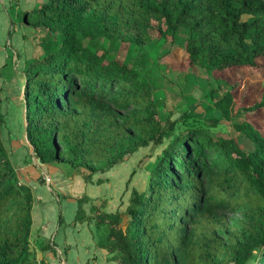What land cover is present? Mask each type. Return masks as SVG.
I'll list each match as a JSON object with an SVG mask.
<instances>
[{
  "label": "trees",
  "instance_id": "trees-1",
  "mask_svg": "<svg viewBox=\"0 0 264 264\" xmlns=\"http://www.w3.org/2000/svg\"><path fill=\"white\" fill-rule=\"evenodd\" d=\"M21 20L42 32L43 50L24 64L22 87L24 137L40 165L63 160L87 169L89 179L168 139L147 187L131 190L126 223L118 211L98 219L109 224L100 242L108 257L116 264H264V133L248 117H264V79L257 97L239 105V80L217 74L258 69L264 0H43L23 5ZM178 32L183 44L170 50L169 62L155 63L159 73L175 60L201 67L203 95L219 112L210 125L231 123L248 149L186 123L191 109L179 125L163 124L140 75L149 65L135 67L134 53L152 41L172 43ZM90 39L99 42L87 45ZM121 49L132 55L125 59ZM31 202L0 141V264H36Z\"/></svg>",
  "mask_w": 264,
  "mask_h": 264
},
{
  "label": "rangeland",
  "instance_id": "rangeland-1",
  "mask_svg": "<svg viewBox=\"0 0 264 264\" xmlns=\"http://www.w3.org/2000/svg\"><path fill=\"white\" fill-rule=\"evenodd\" d=\"M42 1L0 0V47L5 49V52L0 50V141L14 174L17 172L18 167L22 165V162L23 164L29 162L38 166L39 177L44 181L41 185L43 197L45 201L49 202L45 210L50 221L55 222L57 212L60 216L61 207L62 222L64 219L68 220L69 217L73 218V214L76 217L75 220L84 216L90 217L93 218V224L98 227L99 232L106 236L109 226L107 221L99 220L98 223L95 222L99 218H107L110 213L118 211L121 213L120 225L123 226L126 223L124 211L129 204L131 190L135 188L142 191L147 187L148 177L155 160L160 155L161 149L168 139H164L161 144L149 143L141 146L122 161L111 165L107 170L92 173L89 178L96 173H99L97 175L103 173L105 175L104 179L97 176L96 183L105 179L106 183L102 184L103 188L95 192L92 191L91 197H87L82 193L85 191L84 186L86 184L83 188L81 185V181L87 182V180H90L86 179L88 178L86 176L88 170L82 167L73 168L63 160L52 163L58 170L56 173H61V175L59 174L60 179L54 182V175L49 170L50 182H47L46 169L40 165L37 159L33 158L31 149L24 137L22 98L24 64L29 58L41 53L43 49L40 43L42 32L22 22L21 10L23 5L38 6ZM98 42V39H90L87 40L86 44L94 45ZM182 44V33L178 32L172 43L152 41L146 44L139 53H134L136 57L133 62L135 67L140 68L138 66L140 63L149 65V68L143 67L144 69H140V75L146 82L150 83L155 92V101L158 104L163 124L166 125L168 121L177 120L174 124L179 125L181 114L185 111L190 112L191 109V114L184 117L186 123L206 126L210 132L218 136L229 137L231 135L235 137L241 149H248L250 143L243 135L232 128L231 123L220 120L214 125H210L211 119L219 117V112L203 95L208 87L205 79L207 75L201 67L194 64L188 66L182 60H175L166 66L163 73H159L155 63L169 62L170 50ZM166 50L168 51L163 53ZM124 52H126L124 54L126 59L130 53L128 50L121 49L117 54L123 56ZM257 63L259 67L256 70L248 67H238L217 73L229 81L232 79L239 80V86L234 90V96L239 105L250 103L258 95L261 81L264 79V58H258ZM212 76L218 75L213 73ZM248 117L255 125L262 127L264 133V117L260 114H248ZM16 179L18 180L17 177ZM46 183L49 187L46 186ZM68 183L70 185H67ZM59 191L80 196L81 202L78 203L77 198L71 196L63 197L64 194ZM104 191L109 194L110 207L107 212H99V207L104 206L106 203V198L103 195ZM50 194L52 198L48 199L47 196ZM84 202H88V213L86 215L82 209ZM93 202L94 204H92ZM34 212L36 211L34 210ZM40 240L37 241L36 245L39 246ZM35 242L34 235L28 237L30 249L34 247ZM251 262L252 260H249L246 263L250 264ZM110 263L115 264V261L113 260Z\"/></svg>",
  "mask_w": 264,
  "mask_h": 264
},
{
  "label": "crops",
  "instance_id": "crops-1",
  "mask_svg": "<svg viewBox=\"0 0 264 264\" xmlns=\"http://www.w3.org/2000/svg\"><path fill=\"white\" fill-rule=\"evenodd\" d=\"M0 50L5 52V49H2V47H0ZM44 168L46 169L45 174L48 178L47 182H50L49 170H51L54 175V182L60 179L61 173H56L58 170L52 164H48ZM38 172L37 165L29 162L23 164L22 162V165L18 167L17 172L15 173L18 181L29 186L32 193L30 234H34L36 242L30 251L36 264H112L110 262H112L113 259L108 257L106 249L100 244L105 235H102V233L99 232L98 227L94 226L93 218L84 216L75 220L74 218L76 217L73 214V218L69 217L68 220L64 219L62 222L61 215L63 216V214L60 207V216L57 212L55 222L50 221L45 210V207L49 202L45 201L41 189L42 182L44 183V181L39 177L40 173ZM97 174L99 173L94 174L89 178L90 180H87V182L81 181L82 188L86 184L84 186L85 191L81 192L87 197H91L92 191L95 192L96 190L103 188L102 184L106 183V179L104 181H97L96 183L97 176L102 177L103 179L105 177L103 173H100L101 175ZM67 185L70 184L68 183ZM46 186L49 187L47 183ZM59 192L64 194L63 197L71 196L75 199L80 197L77 195L75 196V194L69 195V192ZM103 195L104 198H106V203L104 206L99 207V212H107L110 207L109 194L104 191ZM47 198H52V195H48ZM87 204L88 202L82 204V209L84 210L85 215L88 213ZM92 204H94V202ZM34 210L36 212H34ZM98 222L99 220L95 223ZM39 239H41L39 244L40 248L36 245ZM43 239H47L49 248H41V241Z\"/></svg>",
  "mask_w": 264,
  "mask_h": 264
},
{
  "label": "water",
  "instance_id": "water-1",
  "mask_svg": "<svg viewBox=\"0 0 264 264\" xmlns=\"http://www.w3.org/2000/svg\"><path fill=\"white\" fill-rule=\"evenodd\" d=\"M38 161V160H37Z\"/></svg>",
  "mask_w": 264,
  "mask_h": 264
}]
</instances>
